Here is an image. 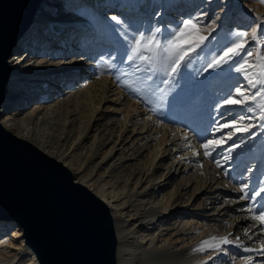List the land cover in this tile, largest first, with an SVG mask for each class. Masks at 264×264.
Returning a JSON list of instances; mask_svg holds the SVG:
<instances>
[{"label":"bare ground","instance_id":"obj_1","mask_svg":"<svg viewBox=\"0 0 264 264\" xmlns=\"http://www.w3.org/2000/svg\"><path fill=\"white\" fill-rule=\"evenodd\" d=\"M189 1L197 0H45L10 58L13 77L1 121L62 162L76 182L108 205L118 264H223L231 255L239 258L237 264H245L243 257L248 256L254 264H264V256L234 245L223 251H193L210 236L231 233L230 239L239 236L253 248L264 239L259 227L252 229L253 240L244 235L258 221L251 219L249 202L240 200L237 190L244 182L264 184V130L252 129L259 135L232 152L230 165L221 160L224 168L230 166L228 177L224 168L203 156L202 136L193 132L195 128L207 136L220 114L231 112L228 120L243 114L239 106H218L240 74L226 71L228 65L204 69L234 39L232 33L249 31L247 26L258 22L264 30V4L251 0L252 9L238 7L243 26L224 22L211 33L201 26L198 13H181V3ZM114 15L129 32L148 34L158 28L161 38L182 21L196 18L200 31L186 37L185 47L201 36H208L211 44L206 41L205 51L190 53L194 58L180 69L174 85L150 96V82L139 80L142 74L117 72H127L128 65L121 63L126 41L117 31L121 26L110 19ZM246 39L254 48L250 31ZM255 57L253 52L249 59ZM111 108L118 114H109ZM250 123L264 121L245 119L237 127ZM250 134L238 137L244 140ZM10 228L13 241L0 240V264H40L20 224L0 219L1 237Z\"/></svg>","mask_w":264,"mask_h":264},{"label":"water","instance_id":"obj_2","mask_svg":"<svg viewBox=\"0 0 264 264\" xmlns=\"http://www.w3.org/2000/svg\"><path fill=\"white\" fill-rule=\"evenodd\" d=\"M45 0H0V219L18 222L40 264H118L108 205L69 168L1 121L11 56Z\"/></svg>","mask_w":264,"mask_h":264},{"label":"snow or ice","instance_id":"obj_3","mask_svg":"<svg viewBox=\"0 0 264 264\" xmlns=\"http://www.w3.org/2000/svg\"><path fill=\"white\" fill-rule=\"evenodd\" d=\"M259 2L264 4V0H259ZM110 19L121 26L117 31L121 33L126 41V54L121 63L128 65V71L126 72L123 68H117V72L120 75H127L129 72L133 75L136 73L142 74L139 80L141 83L150 82L146 89V94H150V96H155L157 92L164 93L163 86L174 85L180 69L187 67L192 62L194 56L190 53H196L198 49L205 51L206 41L211 44L208 36H201L198 42L190 47H185L186 37L200 31L201 22L196 18L182 21L177 29L162 38V34L158 35L160 33L158 28L148 34L143 32L137 34L129 32L128 25L118 16H111ZM212 23H215V20ZM249 31L251 32V42H255L254 48L248 47L250 41L246 38L249 36ZM249 31L232 33L234 39L229 42L227 47L220 49V54L212 58L204 69L205 71L208 69H220L224 65H228L229 67L226 71L240 74L239 78L236 79L235 85L223 97L218 106H228L229 108L239 106L243 114H238L231 120L225 118L231 115V112L220 114V120L224 122L215 121L213 126L207 129V136L198 133L193 128L194 134L202 136L203 142L200 147L204 149L203 156L212 158L218 168H224L221 160L225 164L230 165L232 152L241 148L247 139H254L259 135L258 132L252 131L253 128L264 130V123L258 125L250 123L244 127H237L245 119L249 121L254 119L264 121V54L261 53L260 45V41L264 39V30L261 29V24L258 22ZM129 36H131V39H129ZM253 52L256 53V57L254 60H250L249 58L253 57ZM111 59H115L114 55ZM120 75H117V79L120 78ZM159 99L163 102L164 95H161ZM147 102L148 100H145V103ZM215 133H221V135L215 136ZM246 133L251 134L246 136L244 140L239 139L238 134ZM184 139H188L187 135L184 136ZM228 141H232L231 145H228ZM186 146L191 147L190 144ZM213 153H216L215 157H213ZM200 154L199 152L196 153V155ZM251 171L253 169H248V173ZM229 172L230 166L224 168L223 175L228 177ZM237 190L241 193L239 199L249 202L246 210L252 213L251 219L258 221V224L246 228L244 235L248 240H253L256 233L252 232V229L259 227V234L264 236V227H261L264 226V203H261L258 199H264V196H262L264 194V184L251 185L248 182H244L239 185ZM231 235L230 233L227 236H210L208 239L202 240L193 248V251H223L225 250L224 246L234 245L241 248L244 252H257L259 255L264 256V239L256 240L255 242L259 247L253 248L245 246L239 236L230 239ZM211 258L210 256L209 259ZM243 259L245 264H254L252 256L243 257Z\"/></svg>","mask_w":264,"mask_h":264},{"label":"rangeland","instance_id":"obj_4","mask_svg":"<svg viewBox=\"0 0 264 264\" xmlns=\"http://www.w3.org/2000/svg\"><path fill=\"white\" fill-rule=\"evenodd\" d=\"M227 1L226 0H197L195 2V4H191L192 1L191 2L189 1V2L181 3V5H183V7L181 6L179 9L181 10V13L183 12L184 14H186V13L187 14L198 13L196 18H199V20L203 23V24H201V26L204 27V29L206 31H210L212 33V32H214L213 29L215 30V27L220 26L224 22H229V24L232 23V25H234V23H239L240 22L239 17L241 15L239 14V12L237 13V11H236L237 9L243 8V7L246 9H252L253 8L251 0H236L234 3L235 7L233 6V4H232V7H230L231 2H233L232 0L229 2H227ZM156 3L158 4V2H156ZM213 20H215V23H212ZM239 24H240V26H243L242 23H239ZM247 28L250 29L251 24H249L247 26ZM261 52H263V54H264V46L261 47ZM81 71H82V69H81ZM62 89H64V88H62ZM109 114H118V112H116L114 110V108H111L109 111ZM10 230H12V228L7 230V231H9V233H7V234H5L7 232V231H5L4 237L0 236V240L7 238L9 241L12 242L13 240L9 239L10 238L9 236L12 235ZM233 258H235V259H233ZM238 259L239 258L236 255L235 256L231 255V257H229L226 260V262L223 264H237ZM216 263L219 264V262H217V260H216Z\"/></svg>","mask_w":264,"mask_h":264}]
</instances>
